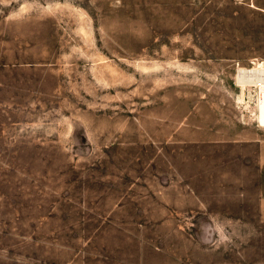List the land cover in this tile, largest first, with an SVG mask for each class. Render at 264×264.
I'll use <instances>...</instances> for the list:
<instances>
[{
	"label": "rangeland",
	"instance_id": "1",
	"mask_svg": "<svg viewBox=\"0 0 264 264\" xmlns=\"http://www.w3.org/2000/svg\"><path fill=\"white\" fill-rule=\"evenodd\" d=\"M259 63L264 0H0V264L189 250L161 223L191 177L199 217L238 216L251 151L205 142L261 128L236 85ZM210 228L216 262L264 264V226Z\"/></svg>",
	"mask_w": 264,
	"mask_h": 264
},
{
	"label": "crops",
	"instance_id": "2",
	"mask_svg": "<svg viewBox=\"0 0 264 264\" xmlns=\"http://www.w3.org/2000/svg\"><path fill=\"white\" fill-rule=\"evenodd\" d=\"M252 133L249 137L238 138V139H222L219 136H215L216 139L208 140L205 143L212 145L214 147L220 146H238L239 148H246L251 151L250 155L253 156L255 170L247 172V177H252L254 180L249 184L241 181L239 183V191L237 195V201H239L240 213L238 216L228 219V221L219 223L214 218L209 217H199L198 210L200 208V201L198 196V191L193 187L191 183L193 177H191L190 184H187L183 180L181 182L177 181L175 187L179 184H183L182 189H179L181 195H186V198L191 199L189 203L190 217L187 218H165L162 219V225L165 226H190V233L181 234L180 236L184 241L190 243V249L186 250H160L152 249L150 251H141V254L149 252L152 255L150 260L146 262L145 257L140 256V260L137 264H225L224 261L219 263L215 261L216 253H219V247L217 250L213 245H207L215 242H222L226 240L225 236L220 233L212 232L210 227L215 225H236L241 227L247 226H264V129L254 128L251 130ZM204 143V142H201ZM178 175L176 176V179ZM211 179L207 177V183L209 184ZM245 184V185H244ZM251 185V186H250ZM247 186L250 188H246ZM184 188V189H183ZM224 189V188H222ZM173 209H181L179 203H175ZM187 208V207H183ZM203 208V207H202ZM167 209V207H165ZM193 214V215H192ZM207 227L206 232L199 233V227ZM179 231V228L177 230ZM216 252V253H215ZM129 264V263H128ZM227 264V263H226ZM229 264V263H228Z\"/></svg>",
	"mask_w": 264,
	"mask_h": 264
},
{
	"label": "bare ground",
	"instance_id": "3",
	"mask_svg": "<svg viewBox=\"0 0 264 264\" xmlns=\"http://www.w3.org/2000/svg\"><path fill=\"white\" fill-rule=\"evenodd\" d=\"M236 85L242 90L247 87L257 91L258 126L264 128V63L253 68L239 69L236 75Z\"/></svg>",
	"mask_w": 264,
	"mask_h": 264
}]
</instances>
